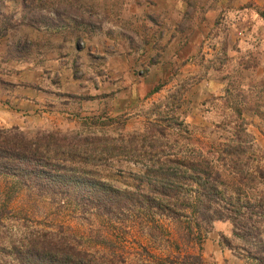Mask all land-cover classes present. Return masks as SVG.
I'll return each mask as SVG.
<instances>
[{"label": "rangeland", "instance_id": "rangeland-1", "mask_svg": "<svg viewBox=\"0 0 264 264\" xmlns=\"http://www.w3.org/2000/svg\"><path fill=\"white\" fill-rule=\"evenodd\" d=\"M11 128L64 151L17 163L71 169L0 174V264L60 236L91 264H264V0H0V129ZM157 153L208 161L241 212L130 205Z\"/></svg>", "mask_w": 264, "mask_h": 264}, {"label": "trees", "instance_id": "trees-1", "mask_svg": "<svg viewBox=\"0 0 264 264\" xmlns=\"http://www.w3.org/2000/svg\"><path fill=\"white\" fill-rule=\"evenodd\" d=\"M16 130V128H11L9 130L0 129V174L13 176L24 174L23 176L35 175L37 177H41V175L44 174L43 178L46 176L45 180L48 181L57 179L63 180L67 177L71 166L66 169L64 164L50 163L49 160L51 159L49 158H45L46 166H41L44 170L36 167L33 168L30 165H28L29 168H27L28 166L21 164L22 162L17 163V159L23 160L29 157L39 160L42 158V146L51 148L52 145H57L60 154H63L64 151L60 149L62 146L56 141H52V139L46 144L41 143L39 139L27 140ZM104 151L103 153L109 158V155H112L111 153L114 152V149L110 152L109 149L106 148ZM125 151H128V149L126 150L125 147H122V152L120 154L125 155ZM159 153L154 154V156L157 157L155 161L145 158L144 156L146 154L142 156L149 162H145L144 170L141 173L142 177L141 180H139V185L142 190L136 195L128 194L130 205L133 207L140 205L148 209L156 207L160 211L171 212L174 211L171 210L170 205L178 210L180 207L182 208L184 205H188L191 207V211L199 215L203 220L208 219V212L206 213L203 210H210L212 203L216 205L214 207L216 209L210 211H212L213 214L217 213L218 219L222 217L231 218L232 214L238 215L241 212V208L231 201V198L234 197L226 195L223 187L225 184L220 170H214L213 166L210 165L208 161L203 159L189 161L169 157L161 158ZM106 156H102L101 159H105ZM76 157L70 158V161L71 159L75 160ZM95 157L96 154H86L84 156V158L88 159L90 162H92ZM138 157H140V155ZM67 160L69 159L67 158L66 161ZM69 178H72L77 185L91 182L81 176L77 178L69 176ZM73 180H71V182H73ZM191 184L194 186L192 192L193 196L184 195L186 187L192 186ZM87 191V196H90L89 199H94L96 202L111 200V198L101 197V195L105 196V193L99 188L94 190L93 188H89ZM181 195L184 196L181 197ZM107 196L110 197L108 194ZM235 199H238V197ZM220 201L224 203L223 206ZM225 207L231 209L229 214H224V212L219 211ZM61 238L60 236L54 239V242L48 241L44 237L32 239V245H30L25 252L27 255L19 259V264H91L87 252L76 250L74 247L66 244Z\"/></svg>", "mask_w": 264, "mask_h": 264}, {"label": "crops", "instance_id": "crops-1", "mask_svg": "<svg viewBox=\"0 0 264 264\" xmlns=\"http://www.w3.org/2000/svg\"><path fill=\"white\" fill-rule=\"evenodd\" d=\"M26 103L30 104V102H33L32 100H25Z\"/></svg>", "mask_w": 264, "mask_h": 264}]
</instances>
